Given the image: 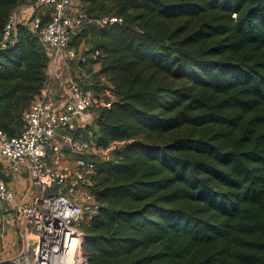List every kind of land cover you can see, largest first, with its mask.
I'll use <instances>...</instances> for the list:
<instances>
[{
	"label": "trees",
	"instance_id": "trees-1",
	"mask_svg": "<svg viewBox=\"0 0 264 264\" xmlns=\"http://www.w3.org/2000/svg\"><path fill=\"white\" fill-rule=\"evenodd\" d=\"M27 5L0 0V42ZM74 6L87 21L68 43L85 58L68 61L86 73L73 79L111 101L73 135L106 152L86 158L99 205L80 226L87 264H264V0ZM49 14L34 16L45 25ZM34 16L0 47L9 138L47 82ZM111 18L121 21L100 25Z\"/></svg>",
	"mask_w": 264,
	"mask_h": 264
},
{
	"label": "built area",
	"instance_id": "built-area-1",
	"mask_svg": "<svg viewBox=\"0 0 264 264\" xmlns=\"http://www.w3.org/2000/svg\"><path fill=\"white\" fill-rule=\"evenodd\" d=\"M28 5L13 12L5 25L0 47L24 20V10L30 17L45 9L49 21L34 16L31 29L37 33L50 58L47 82L40 96L22 116L23 130L17 137H7L0 131V161L17 173L28 172L34 194L23 202H14L9 188L0 177V207H11L22 220L21 249L8 259L9 264H87L82 253L84 233L80 226L99 210L95 196L88 192L90 178L95 174L94 163L86 158L106 157V152L75 140L73 135L91 118L93 107H110L111 101L84 89L81 82L62 79L59 69L68 61L84 62L74 49L68 47L72 35L86 23L85 14L74 6V0H27ZM111 18L100 25L116 24ZM59 93L53 92L55 81ZM57 138L59 141H57ZM69 149L76 156L72 163L60 159ZM57 192H51L53 188Z\"/></svg>",
	"mask_w": 264,
	"mask_h": 264
},
{
	"label": "crops",
	"instance_id": "crops-1",
	"mask_svg": "<svg viewBox=\"0 0 264 264\" xmlns=\"http://www.w3.org/2000/svg\"><path fill=\"white\" fill-rule=\"evenodd\" d=\"M24 20L27 21L30 18L29 10H24ZM21 22V23H23ZM83 58V57H82ZM85 60V58H83ZM75 64L73 62H67L66 67H62L59 69L60 77L62 79L71 78V72H75L79 74V76L86 77L85 71H82L80 67H74ZM78 76V75H77ZM57 80L53 86V92L56 97L59 93V88L57 85ZM57 141L59 139L57 138ZM60 159L64 163H72L76 160V156L70 152L69 149L62 151L60 154ZM0 177L5 183L6 187L9 188L13 194L14 202H23L30 198L32 194H34L35 189L33 188L28 172L25 168H21V170L17 173H14L10 170L8 164L0 161ZM22 220L16 218L13 214L11 207H0V227H1V249H0V261L6 262L8 259L19 252L22 245L21 239V227Z\"/></svg>",
	"mask_w": 264,
	"mask_h": 264
},
{
	"label": "rangeland",
	"instance_id": "rangeland-1",
	"mask_svg": "<svg viewBox=\"0 0 264 264\" xmlns=\"http://www.w3.org/2000/svg\"><path fill=\"white\" fill-rule=\"evenodd\" d=\"M96 69H97V68L94 67V70H95V71H96ZM95 71H94V72H95ZM71 73H73V74H72V77H75V78H77V75H79V74H76L75 72H71ZM91 120H92V115H91V118H90L86 123L83 124V127L86 126L87 124H90V123H91ZM83 127H82V128H83Z\"/></svg>",
	"mask_w": 264,
	"mask_h": 264
}]
</instances>
